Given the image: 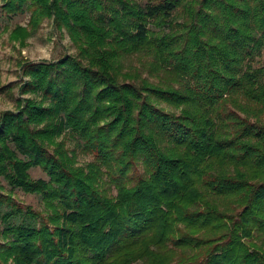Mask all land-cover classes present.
Returning <instances> with one entry per match:
<instances>
[{
  "label": "trees",
  "instance_id": "1",
  "mask_svg": "<svg viewBox=\"0 0 264 264\" xmlns=\"http://www.w3.org/2000/svg\"><path fill=\"white\" fill-rule=\"evenodd\" d=\"M1 1L76 53L0 114V179L43 203L0 195V264H264V0Z\"/></svg>",
  "mask_w": 264,
  "mask_h": 264
},
{
  "label": "rangeland",
  "instance_id": "2",
  "mask_svg": "<svg viewBox=\"0 0 264 264\" xmlns=\"http://www.w3.org/2000/svg\"><path fill=\"white\" fill-rule=\"evenodd\" d=\"M144 1L140 0L141 3H144ZM1 4L2 1L0 0V114L5 111H15L16 100L18 99L35 98L32 94L21 95L20 93V87L27 80L22 75L20 68L23 62H55L65 55H75L76 53L65 31L55 29L51 22L47 20L42 22L38 30L25 41L24 45L10 41V31L16 25L25 27L29 14L6 16L1 10ZM262 63H264V53L256 58L255 66ZM79 145V140L66 136V147L76 151L78 165H84L90 161V157L80 152ZM140 172V169H138L137 173ZM29 176L32 180H47L45 173L39 168L30 169ZM0 185L2 186L0 190L2 197H10L18 206L29 207L34 212L43 213V203L40 195L11 188L2 178L0 179ZM7 210L9 208L5 203L0 207V214ZM20 222L21 219L10 221V223ZM4 226L5 224L0 218V231Z\"/></svg>",
  "mask_w": 264,
  "mask_h": 264
}]
</instances>
